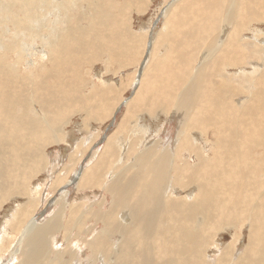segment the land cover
Returning <instances> with one entry per match:
<instances>
[{
  "label": "bare ground",
  "instance_id": "bare-ground-1",
  "mask_svg": "<svg viewBox=\"0 0 264 264\" xmlns=\"http://www.w3.org/2000/svg\"><path fill=\"white\" fill-rule=\"evenodd\" d=\"M154 2L0 0V264H264V0Z\"/></svg>",
  "mask_w": 264,
  "mask_h": 264
},
{
  "label": "rangeland",
  "instance_id": "rangeland-1",
  "mask_svg": "<svg viewBox=\"0 0 264 264\" xmlns=\"http://www.w3.org/2000/svg\"><path fill=\"white\" fill-rule=\"evenodd\" d=\"M164 1L165 0H155V2L153 3V5H152V7H151V10L149 9L148 11H147V13H144L143 14V16H141L139 19H140V21L139 22H144V23H146V24H148V25H151L152 24V26H154V24L156 25V27L157 26H160L162 23H163V17L161 16L162 15V11H163V7H162V4L164 3ZM162 3V4H161ZM159 4V5H158ZM155 5V6H154ZM161 5V6H160ZM157 6H158V8H161V10H160V12L159 13H157V14H155L156 13V11H157ZM147 14V15H146ZM157 15V16H156ZM44 18V16L43 17H40V19L42 20ZM160 18V19H159ZM149 21H151V23L149 22ZM32 57H35V56H32ZM29 59H31L30 57H29ZM132 96V93L131 92H128L127 94H126V97L127 98H130ZM121 113L122 112H120L119 114H117V118H115V116H113L112 117V119H111V121L110 122H108V123H106L105 124V126H104V135L105 134H107L108 132H110V131H112L114 128H115V126H114V123H115V121L117 122L119 119H120V115H121ZM113 122V123H112ZM107 128V129H106ZM169 128H171V126L169 127ZM101 143H103V142H101ZM99 145H101V144H99ZM49 152H52V156L54 157L55 155L54 154H57V155H61V154H63V153H65L66 152V148L64 147V146H62V145H51L50 147H49ZM87 161V159H85V161L84 162H86ZM59 170H61V169H59ZM43 178V177H42ZM44 179V178H43ZM37 182V181H36ZM45 187V186H44ZM43 187V188H44ZM50 193L51 191L49 190V189H45V195L47 194V193ZM79 194V195H78ZM96 194V195H95ZM56 195H57V193H54V192H51V194H47L46 195V198L47 199H50V200H54L55 198H56ZM102 195V196H101ZM94 196H96V200H100L102 197H103V192H101L100 190H98V189H96V190H94V191H88L87 193H83V194H81V192L79 193V192H77V193H73L72 195H71V199H85L86 197H88V199L89 200H92V198H94L95 199V197ZM93 199V200H94ZM18 202H21V200H18ZM12 206L13 205H10V206H7V208L9 207L10 209L12 208ZM43 207L44 208H42L41 210H45L46 209V207H45V205L43 204ZM8 208V209H9ZM48 209L50 210L51 209V207H48ZM48 210V211H49ZM1 222H2V215H0V225H1ZM226 238H228V237H226ZM59 243H61V240H59ZM6 258V259H5ZM8 258H9V256H8V254H6V256L4 257V261H7L8 260Z\"/></svg>",
  "mask_w": 264,
  "mask_h": 264
}]
</instances>
